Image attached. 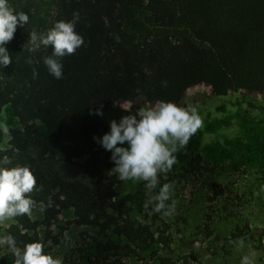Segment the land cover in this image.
<instances>
[{
  "label": "trees",
  "instance_id": "trees-1",
  "mask_svg": "<svg viewBox=\"0 0 264 264\" xmlns=\"http://www.w3.org/2000/svg\"><path fill=\"white\" fill-rule=\"evenodd\" d=\"M57 3L62 19L78 14L76 31L84 37L83 46L61 58L62 78H53L42 63V58L51 54L50 47L28 51L30 17L26 25L17 26L5 45L12 62L0 67V111L9 104L18 122L8 130L9 147L0 149V157L8 156L13 165L30 166L38 185L31 195L43 205L38 220L27 215L12 217L6 235L11 234L17 246L23 248L25 243L40 239L38 229L42 228L44 238L57 244L63 230L72 223L110 231L130 243L145 244L153 234L147 225L131 217L135 195L116 192L115 185L120 180L109 174L113 167L110 152L94 140L109 130L103 115H95V110L99 107L104 112L117 100L135 102L141 96L149 102H176L184 87L196 79L223 92L263 94L264 0ZM129 9L144 10L152 24L181 29V33L120 40L116 32L122 29ZM29 58L31 64L27 62ZM34 68L38 73L35 78ZM187 149L191 150L183 171L174 177L199 178L201 185L214 189L221 165L204 160L192 150L190 142ZM55 154L61 155L63 164L84 159L70 174L54 165L50 157ZM65 209H72V218L53 233L51 226ZM261 233L264 234V225ZM98 245L104 250L116 247L113 242ZM0 250V264H13L11 250L6 245ZM157 257L158 264H176L170 257Z\"/></svg>",
  "mask_w": 264,
  "mask_h": 264
},
{
  "label": "rangeland",
  "instance_id": "rangeland-1",
  "mask_svg": "<svg viewBox=\"0 0 264 264\" xmlns=\"http://www.w3.org/2000/svg\"><path fill=\"white\" fill-rule=\"evenodd\" d=\"M9 5L23 8L31 19L32 31L45 32L56 20L62 19L57 0H13ZM181 29H164L148 21L144 10L129 9L118 39L148 38L155 35H180ZM144 96L135 102L117 100L103 112L109 121L126 115L119 105L138 106L154 103ZM197 107L202 126L189 139L192 150L199 152L211 164L221 165L216 176V187L209 189L199 178L174 175L183 171L190 150L179 148L174 153L176 163L167 174L159 175V183L151 194L158 192L163 183L172 188L166 206L174 204L172 215L153 212L145 207L148 194L143 181H120L115 185L119 195L133 193L131 217L147 225L153 238L147 243H130L110 231H98L89 226L70 223L63 230L59 243L39 238L45 251L62 258V264H158L157 256L170 257L176 264H241L249 256L251 264H264V93L244 90L226 91L196 79L188 83L182 97L176 101ZM0 125L8 130L18 126L11 107L6 104L0 111ZM41 129L44 131L43 125ZM9 134L0 131V149L9 147ZM54 165L74 174L83 157L74 164L60 162L61 155H53ZM50 161V160H49ZM52 161V160H51ZM41 204L32 210L31 218L38 220ZM72 218V209L62 210L51 226L53 233ZM12 218L0 221V236L6 235ZM113 242L114 249L104 250L101 245ZM1 248L4 245H0ZM1 252V250H0Z\"/></svg>",
  "mask_w": 264,
  "mask_h": 264
},
{
  "label": "clouds",
  "instance_id": "clouds-1",
  "mask_svg": "<svg viewBox=\"0 0 264 264\" xmlns=\"http://www.w3.org/2000/svg\"><path fill=\"white\" fill-rule=\"evenodd\" d=\"M77 19L78 14L74 13L72 19L54 21L45 32L32 31L28 35L29 52H36L41 47L51 48V54L44 56L42 63L55 79L63 76L61 58L72 55L84 44V37L76 31ZM28 21L26 12L13 9L8 0H0V67L12 62L5 45L13 38L17 26H24ZM27 62L31 64V58ZM37 74L34 68L33 78ZM162 83L166 85V81ZM119 107L127 114L118 121H109V130L94 137L105 151L110 152L113 167L109 174L120 181H143L148 194L145 207L151 205L153 212L172 215L175 202L167 206L165 203L170 200V184L163 183L158 192L151 193L159 183L158 176L172 170L178 147H186L191 136L201 128L202 118L197 107L163 99L135 110L129 105ZM90 114H93L91 110ZM94 114L103 115V112L98 107ZM0 131L7 135V126L0 125ZM37 188V178L30 166L13 165L8 156L0 157V221L21 215L31 218L37 204L31 193ZM0 245L11 250L15 257L13 264H62V258L44 250L45 243L41 239L27 242L20 248L15 238L8 234L0 236ZM241 264H251L250 257H242Z\"/></svg>",
  "mask_w": 264,
  "mask_h": 264
}]
</instances>
